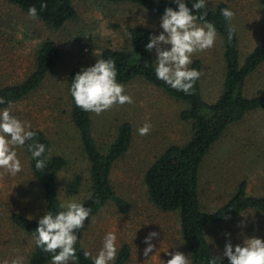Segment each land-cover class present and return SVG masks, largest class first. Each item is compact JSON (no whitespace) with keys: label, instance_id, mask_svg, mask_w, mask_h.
Segmentation results:
<instances>
[{"label":"rangeland","instance_id":"rangeland-1","mask_svg":"<svg viewBox=\"0 0 264 264\" xmlns=\"http://www.w3.org/2000/svg\"><path fill=\"white\" fill-rule=\"evenodd\" d=\"M207 2L210 5L225 2L236 13L233 24L246 57L261 41L263 18L258 1ZM75 7L77 20L54 31L0 0V85L23 81L34 68L37 49L44 41L56 42L62 53L58 66L41 89L20 103L10 104L12 114L30 122L32 128L42 130L50 138L54 151L68 158L69 166L62 173L61 185L76 172L88 173L79 135L69 117L67 81L70 71L74 68L81 71L93 65L105 48L121 49L127 45L130 27L149 28L156 35L162 31L161 16L129 3L75 0ZM196 59L203 62L204 97L214 102L221 95L224 77L221 39L217 37L213 48L194 54L193 61ZM124 87L134 103L115 106L99 115L94 113L93 118L95 138L102 149L109 147L124 122L133 125L132 148L115 164L111 174L117 194L129 202L131 211L122 215L114 204H109L89 224L84 245L94 257L102 246L104 235L111 231L117 234L118 251L125 244L131 247L128 264H162V261L166 264L171 258L166 253L175 251L184 253L189 259L181 241L178 215L157 209L150 202L144 184V173L168 147L185 144L191 138L192 126L180 119L185 105L142 80ZM259 93L264 94V69L253 78L248 89V94ZM4 107L7 104H0V108ZM145 123L151 125V130L141 136L138 128ZM17 154L23 165L21 173L12 177L0 170V264H11L16 257H22L24 264H28L35 243L10 221L11 214L23 205L26 189L34 191L27 158L19 148ZM201 173V198L208 211L221 207L242 182L247 183L250 195H263L264 112H251L242 122L232 126L212 148ZM73 199L63 197L64 202ZM152 231L159 235L152 241L153 252L145 257L143 241ZM253 236L264 239V215L255 211L243 213L208 231V240L217 257H223L224 245L229 239L235 245Z\"/></svg>","mask_w":264,"mask_h":264},{"label":"trees","instance_id":"trees-1","mask_svg":"<svg viewBox=\"0 0 264 264\" xmlns=\"http://www.w3.org/2000/svg\"><path fill=\"white\" fill-rule=\"evenodd\" d=\"M114 4L129 3L146 12L162 16L166 7L176 8L169 0H108ZM261 10L263 24L261 41L246 57L240 49V36L237 28L233 39L228 40V25L220 15V9L230 8L225 2L210 5L207 2V20L213 22L217 37L222 42L224 77L221 95L214 102H209L203 92V62L193 61L191 68L202 74L195 84L191 95L177 92L155 78V52L145 50L149 34H155L145 27H130L129 42L121 49L105 48L99 58L112 59L117 67V81L123 85L135 80H142L157 88L177 103L185 105L180 119L192 126V136L188 142L168 147L149 167L144 176L150 202L164 213H176L179 217L180 234L183 246L189 253L190 264H208L214 255L208 240V231L236 216L249 211L264 215V194L252 196L248 193L246 182L240 183L237 190L219 208L208 211L204 209L201 198V176L204 163L212 148L234 125L256 111L264 112V94H248L249 85L255 76L264 69V0H257ZM12 7L27 14L30 7H36L37 20L48 29L59 31L78 18L75 0H4ZM46 8L41 10V4ZM189 7L191 5L189 4ZM231 9V8H230ZM28 15V14H27ZM62 58L59 45L46 40L37 49L34 68L20 83L0 85V97L5 104L20 103L43 86L51 72ZM78 68L70 71L67 81L70 121L79 135L83 153L88 165V173L70 175L61 185L62 173L69 166L67 157L57 154L50 138L40 129L36 139L44 143L49 151L47 166L43 172L35 169V161L26 149L19 148L27 158L29 172L34 184V191L26 189L23 204L11 214V224L34 242L33 231L38 219L48 210L56 211L65 199H77L91 209L90 222L85 221V228L78 232L77 260L72 264H92L91 258L83 253L89 252L84 245V238L91 221L109 204H114L122 215L131 211L129 202L120 197L113 185L112 173L115 164L124 158L132 148L134 128L124 122L118 129L113 142L102 149L95 138L94 113L77 108L71 98L69 88ZM32 187V188H33ZM93 256V255H92ZM131 259V247L123 245L118 251L116 264H128ZM28 264H51L50 255L43 252L34 243ZM223 264H228L223 258Z\"/></svg>","mask_w":264,"mask_h":264},{"label":"clouds","instance_id":"clouds-1","mask_svg":"<svg viewBox=\"0 0 264 264\" xmlns=\"http://www.w3.org/2000/svg\"><path fill=\"white\" fill-rule=\"evenodd\" d=\"M176 8L166 7L160 18L162 31L149 34L145 50L155 52V78L177 92L193 94L195 84L201 72L189 67L196 53L214 47L217 29L213 22L207 20V0H169ZM189 4L191 7H189ZM41 4V10L46 8ZM28 16H38L36 7L28 9ZM220 15L228 25V40L233 39L235 27L232 25L236 13L230 8L220 9ZM69 92L74 105L84 112L97 115L115 106L132 104L133 98L126 94L123 84L117 81V67L112 59H97L96 62L77 72L70 83ZM5 100L0 97V104ZM7 107L0 108V170L5 175L15 177L23 170L17 148L26 149L35 161V169L43 172L47 166L44 143L36 139L37 132L32 130L30 122L18 118ZM151 125L145 123L138 128L141 136L147 135ZM91 209L75 199L61 203L55 212L48 210L38 219L33 231L35 244L50 255L51 264H72L77 260L78 232L85 228V221L90 222ZM243 224V222H241ZM156 231L144 238L146 247L143 255L148 257L155 245L153 239L158 237ZM226 236L230 234L226 233ZM171 258L166 264H190L188 256L175 251L167 252ZM84 257L91 258L92 264H116L118 256L117 234L107 232L102 239V246L93 257L85 251ZM223 257L228 264H264V239L253 236L245 238L242 244H233L229 239L223 249ZM223 257L212 256L208 264H223ZM162 261V260H161ZM11 264H24L22 257H16ZM165 264V261H162Z\"/></svg>","mask_w":264,"mask_h":264}]
</instances>
